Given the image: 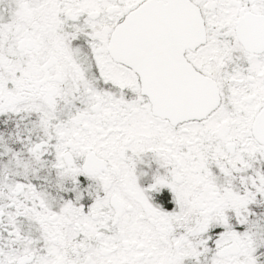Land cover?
I'll return each instance as SVG.
<instances>
[{"label": "snow or ice", "instance_id": "obj_1", "mask_svg": "<svg viewBox=\"0 0 264 264\" xmlns=\"http://www.w3.org/2000/svg\"><path fill=\"white\" fill-rule=\"evenodd\" d=\"M0 264H264V0H0Z\"/></svg>", "mask_w": 264, "mask_h": 264}]
</instances>
